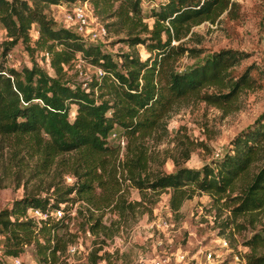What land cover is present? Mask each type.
Segmentation results:
<instances>
[{"label":"trees","instance_id":"obj_1","mask_svg":"<svg viewBox=\"0 0 264 264\" xmlns=\"http://www.w3.org/2000/svg\"><path fill=\"white\" fill-rule=\"evenodd\" d=\"M77 1L0 0V25L5 29L0 40V135L16 137L14 147L25 143L29 156L36 157L27 167L24 194L0 209L5 253L17 255L23 246L34 243L44 263L55 262L57 252H64L75 236L57 232L67 226L70 212L65 209L70 200L80 201L71 212H77L83 226L102 236L93 241L87 264L110 263L112 254L103 250L106 238L122 230L121 221L133 215L136 206L144 207L149 192L167 189L175 211L196 191L209 194L218 208L227 207L229 214L219 232L232 237V232H225L231 223L240 228V217L252 221L264 212L263 118L239 132L226 152L201 167L176 161L172 171L150 170L143 139L163 126V117L178 100L195 95L226 108L234 105L242 90L257 86L252 63L236 72L248 56L246 51L223 47L200 58V48L180 40L192 25L214 22L225 10L230 13L236 2L151 0L148 24L142 22L141 0H88L97 13L116 17L111 25L117 33L126 28L122 41L127 49L113 53L70 27L57 25L48 14L51 4ZM34 23L37 37L32 39ZM19 42L31 64L16 68L7 64L6 55ZM138 44L149 52L144 59ZM186 51L200 59L177 68L175 61ZM78 55L103 73L90 80L74 79L69 71ZM40 60L48 62L52 72ZM116 133L117 139L112 140ZM41 174L50 178L34 180ZM66 174L74 177L69 184L64 183ZM29 181H34L30 187ZM43 185L51 190L48 194L41 193ZM129 187L136 188L141 199L128 200ZM29 206L42 211L62 207L64 213L60 217L48 213L37 220L25 217ZM108 208L118 218L103 222L102 214L95 211ZM244 244L250 247L241 254L244 263L264 264V225Z\"/></svg>","mask_w":264,"mask_h":264},{"label":"rangeland","instance_id":"obj_2","mask_svg":"<svg viewBox=\"0 0 264 264\" xmlns=\"http://www.w3.org/2000/svg\"><path fill=\"white\" fill-rule=\"evenodd\" d=\"M234 1L236 3L230 13L225 10L214 22L204 20L192 25L180 40L185 46L200 48V58L223 47L246 51L248 56L236 67V72L252 63V75L256 78L257 86L242 90L234 105L226 108L207 103L195 95L178 100L163 117V126L154 128L144 136L150 170L172 171L176 168V161L186 166L201 167L226 152L230 148L231 140L239 132L252 127L262 118L264 120V0ZM65 2L48 7V14L57 25H66L63 15L71 5ZM88 2L91 4V10L87 32L97 31L101 26L106 28V33L93 41L113 53L126 50L127 45L122 41L126 36V28L117 33L115 26L111 25L116 17L109 16L108 12L97 13L93 4ZM150 2L151 0H141L142 22L148 24L152 22L149 17ZM30 32L32 39L37 37V24L32 25ZM4 38L5 33L0 35V40ZM136 47L141 58L149 55L144 45L138 44ZM6 57L7 64L16 68L31 64L30 55L20 42L10 49ZM200 58L191 56L186 51L175 64L180 68ZM40 64L52 72L48 62L40 60ZM69 72L76 80H90L97 74L96 67L85 63L80 55ZM117 137V133L112 134L111 139ZM120 139V144L124 147L126 140L123 137ZM16 141V137L0 135V209L10 207L14 199L24 194L27 167L36 160V157L29 156L27 144L19 143L20 146L16 145L15 148ZM185 147L188 156L185 155ZM67 175L70 174L63 175V179L64 183L69 184L74 177L70 175L71 179H68ZM40 178L46 182L50 177L41 174L34 180L39 181ZM33 182L29 181L28 187ZM41 191L42 194H48L51 190L47 191L44 186ZM126 193L128 200L141 199L140 192L134 187H129ZM169 196L168 189L159 194L149 192L147 200H143L144 207L136 206L134 214L121 221L124 225L122 230L115 233L113 238H106L103 250L110 252L105 249L109 241V249L114 250L111 258L113 264H134L140 255L167 256L166 264H245L241 254L248 252L250 247L244 242L264 225V212H260L252 221L249 216L240 217L238 220L243 225L240 228L235 227V223L226 227L225 232H232V237H227L228 243L224 245V234L219 231L221 223L229 214L227 207L220 205L218 208L209 194L196 191L175 211L170 208ZM79 204L80 201L72 204L70 200L66 203L65 212H70V218L67 226L57 229L59 233H75L71 242L77 243L78 251L69 260L65 258V251H58L56 261L52 264H87V255L93 241L102 238L83 226L76 211L71 212ZM95 213L102 214L103 222L118 218L117 213L110 208ZM153 221L160 224L162 230L149 228ZM118 236L124 238L114 239ZM3 240L4 236L0 233V244L6 255L2 262L11 264L8 257L10 254L4 251ZM208 251L212 252L210 257L206 255ZM17 255L21 257L22 264H44L34 243L23 246Z\"/></svg>","mask_w":264,"mask_h":264},{"label":"built area","instance_id":"obj_3","mask_svg":"<svg viewBox=\"0 0 264 264\" xmlns=\"http://www.w3.org/2000/svg\"><path fill=\"white\" fill-rule=\"evenodd\" d=\"M91 10V4L88 2V0H78L76 3L71 5L70 7H67V9L64 12L63 15V21L66 25H63L65 27H70L74 29L76 32H78L80 35H82L86 39L96 40L101 35H104L106 33V28L104 26H101V28L97 31H90L87 32L88 24H89V12ZM168 24V22L166 21ZM5 33V29L0 25V35ZM97 74L100 75L103 73L102 69L99 67H96ZM66 178L71 179L70 175H67ZM63 204H61L62 206ZM48 213L53 214L56 217H60L63 215L64 210L62 207L55 208L54 210L50 211H42L39 208L29 206L26 209L25 217H34L35 219L40 218H46L48 216ZM149 228H155L157 231L162 230V226L160 224H157L155 221L149 224ZM124 236H118V240H122ZM222 242L224 245H227L228 239L226 237L222 236ZM111 247L110 242L107 241V244L105 245V249L110 251L109 253L113 254V249H109ZM78 251V245L75 242L69 243L65 250V258L67 260L70 259V257ZM212 254L211 251L207 252V257H210ZM6 255L4 254L2 250V244H0V261H3V257ZM10 258L11 264H22L23 261L19 255H8ZM112 258V256H111ZM168 261V257L164 255H157V256H147V255H140L134 262V264H166ZM54 262H50V260L46 261L44 264H52ZM107 264L105 260H101L98 262V264ZM114 261L112 260L108 264H113Z\"/></svg>","mask_w":264,"mask_h":264}]
</instances>
